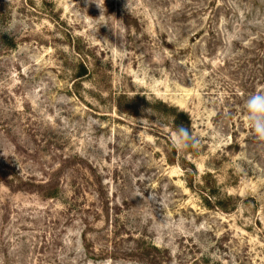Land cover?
Listing matches in <instances>:
<instances>
[{
    "label": "rangeland",
    "instance_id": "374dc122",
    "mask_svg": "<svg viewBox=\"0 0 264 264\" xmlns=\"http://www.w3.org/2000/svg\"><path fill=\"white\" fill-rule=\"evenodd\" d=\"M256 92L264 0H0V264H264Z\"/></svg>",
    "mask_w": 264,
    "mask_h": 264
},
{
    "label": "clouds",
    "instance_id": "9594fccd",
    "mask_svg": "<svg viewBox=\"0 0 264 264\" xmlns=\"http://www.w3.org/2000/svg\"><path fill=\"white\" fill-rule=\"evenodd\" d=\"M246 120L254 135L264 141V92L250 94L245 101ZM197 141L192 133L184 127H179L173 138V145L183 150L195 146Z\"/></svg>",
    "mask_w": 264,
    "mask_h": 264
},
{
    "label": "trees",
    "instance_id": "16d2710c",
    "mask_svg": "<svg viewBox=\"0 0 264 264\" xmlns=\"http://www.w3.org/2000/svg\"><path fill=\"white\" fill-rule=\"evenodd\" d=\"M181 115L185 117V119H188L185 113L181 112Z\"/></svg>",
    "mask_w": 264,
    "mask_h": 264
}]
</instances>
